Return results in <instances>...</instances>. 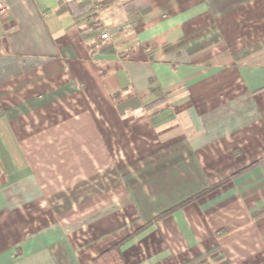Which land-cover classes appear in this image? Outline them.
<instances>
[{
    "label": "crops",
    "instance_id": "0c3cea01",
    "mask_svg": "<svg viewBox=\"0 0 264 264\" xmlns=\"http://www.w3.org/2000/svg\"><path fill=\"white\" fill-rule=\"evenodd\" d=\"M83 1L7 0L0 19V264H94L121 240L127 264H213L223 242L199 228L238 205L264 255V0H116L89 41L66 8ZM105 172L128 188L107 204Z\"/></svg>",
    "mask_w": 264,
    "mask_h": 264
},
{
    "label": "rangeland",
    "instance_id": "374dc122",
    "mask_svg": "<svg viewBox=\"0 0 264 264\" xmlns=\"http://www.w3.org/2000/svg\"><path fill=\"white\" fill-rule=\"evenodd\" d=\"M113 133V130H112ZM111 133V134H112ZM120 145H115V151H119ZM112 147V145H111ZM49 146H45L43 144L38 146H30V153L37 154V150H41V153L47 154L46 158L42 157L40 159V167L45 169H48V166L46 163V159L48 158V149ZM114 148V147H113ZM65 147L61 148V151L58 150L59 153L63 152ZM72 149V148H71ZM58 155V153H57ZM55 155V156H57ZM60 155H58L59 157ZM90 156H93L92 152H90ZM62 157V156H61ZM44 159V160H43ZM63 164V163H60ZM128 165V164H127ZM132 170V169H130ZM51 175H56V181L52 182L55 184H60L63 186L67 185H83L84 187L90 188L91 190L96 188L97 186V178L95 177L97 172H62L57 170V172H46ZM124 175L127 174V172H121ZM67 175V177H66ZM122 175V174H120ZM105 183L106 186L104 188V192L98 195H94L93 199L96 197L99 198V200H104V202L107 204V202L114 201L121 199L125 196L128 188L126 184L123 181H126V176H119V172H105ZM50 177H45L44 179H49ZM122 179V181L120 180ZM54 179V178H53ZM100 181V179H99ZM49 182V180H48ZM46 182V183H48ZM122 183V184H121ZM64 195V194H63ZM60 195H57L58 197ZM91 197V196H90ZM92 199L89 198V201ZM80 201V199H79ZM234 215H224L223 217V223H219L218 225L214 224H206V226H202L199 228L200 233L202 236H205L206 239L210 238V235L219 236V240L221 239V242H223V246L225 248L224 254L222 253L219 257H212L211 262L213 264H261L264 262V255L262 253V247L260 246L258 242L257 237V231H256V225H254V222L251 221L249 218H247L244 215V209L241 208V206H234L233 208ZM228 211V210H227ZM222 212H225L224 210ZM253 222V223H252ZM216 230V231H215ZM215 231V232H214ZM163 236V235H162ZM172 240H170V237L168 239L170 242H166L170 246H177V242L174 237H171ZM220 249V248H219ZM203 259V257H201ZM209 264V263H205Z\"/></svg>",
    "mask_w": 264,
    "mask_h": 264
},
{
    "label": "trees",
    "instance_id": "16d2710c",
    "mask_svg": "<svg viewBox=\"0 0 264 264\" xmlns=\"http://www.w3.org/2000/svg\"><path fill=\"white\" fill-rule=\"evenodd\" d=\"M114 1L116 0H85L80 3L70 2L66 4L67 5L66 8L71 10L74 18L77 21L86 18L91 19L89 24L81 29L82 37L85 40L89 41V39H91L92 37L97 35L100 31L103 30V26L102 23L100 22V19L98 18L97 11L99 8L105 7ZM63 8L65 7H62V9ZM126 9L130 13L145 12L150 10V5L146 2V0H132L131 2H127ZM140 106L141 103L138 97L136 96L117 104L120 113H124L128 108H138ZM188 201L190 200H186L170 208L169 210L164 211L157 218L172 213L173 211L177 210L178 208L188 203ZM146 225H149V223L145 224V226ZM124 241L125 240H121L120 242L116 243L109 249L102 252L98 257L94 259V264H127V262L124 259L123 251H122V245Z\"/></svg>",
    "mask_w": 264,
    "mask_h": 264
},
{
    "label": "built area",
    "instance_id": "2783aa9c",
    "mask_svg": "<svg viewBox=\"0 0 264 264\" xmlns=\"http://www.w3.org/2000/svg\"><path fill=\"white\" fill-rule=\"evenodd\" d=\"M10 12H11V8L7 0H0V19L8 16ZM102 36L106 37L107 33H104Z\"/></svg>",
    "mask_w": 264,
    "mask_h": 264
}]
</instances>
